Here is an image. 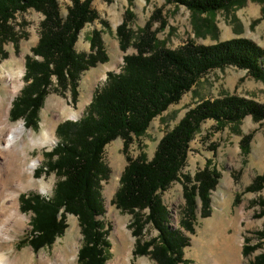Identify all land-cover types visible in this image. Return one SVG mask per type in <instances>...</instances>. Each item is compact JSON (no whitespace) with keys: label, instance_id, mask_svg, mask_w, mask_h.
Returning a JSON list of instances; mask_svg holds the SVG:
<instances>
[{"label":"trees","instance_id":"16d2710c","mask_svg":"<svg viewBox=\"0 0 264 264\" xmlns=\"http://www.w3.org/2000/svg\"><path fill=\"white\" fill-rule=\"evenodd\" d=\"M71 2L66 18L62 17L60 0H0V62L8 57L4 49L12 43L16 50L27 34L19 35L13 22L18 14L29 10L45 18L40 24V39L26 57L25 87L15 99L10 114L13 122L23 120L28 129L39 128V114L51 92L71 94L72 103L79 101L82 75L109 62L103 32L94 30L89 37L91 52L78 53L76 45L88 24L99 20L93 9L94 0ZM148 1V0H147ZM113 3L115 0H106ZM167 5L184 6L192 14L196 36H216L215 18L220 12L233 11L246 5L247 0H165ZM264 3V2H263ZM133 2L124 20L117 27L120 49L134 53L124 57L121 73L111 72L103 88L97 91L92 103L79 121H65L57 128L58 145L45 153L46 163L36 172L55 174L58 178L51 197L22 195L21 211L31 214V235L27 243L35 253L51 248L68 228L67 217H77L83 236L79 251L80 264H106L111 243V226L98 219L106 214L103 182L109 180L111 170L104 160L105 149L113 141H124L123 152L128 165L124 169L113 203L123 213L132 216L130 229L136 238L135 258L149 256L156 264H190L185 250L195 235L198 214L208 218L212 213V193L216 191L222 174L209 160L194 178L182 176L187 166L191 143L209 120L216 123V131L230 129L242 135L243 156L251 153L255 131L243 135L241 125L250 116L255 123L264 122V104L239 95L206 99L186 113L180 123L165 134L152 160L145 153L137 159L129 155L133 144L146 136L151 123L172 105L181 102L200 81L215 70L236 67L264 84V49L252 40L237 38L214 45H198L188 41L178 49H170L158 38L167 27L163 9L155 11L144 28L132 29L136 19ZM264 15V9H263ZM258 22V21H255ZM106 28L108 22L102 21ZM156 24L159 31L154 30ZM176 182L183 186L186 202L180 228L170 227V212L162 194ZM264 191V173L257 175L244 194ZM237 195L236 203L241 202ZM258 206L257 218L264 217V197ZM151 227L157 236L146 240ZM244 239L243 255L251 257L264 250V228ZM247 264H264V251Z\"/></svg>","mask_w":264,"mask_h":264},{"label":"rangeland","instance_id":"374dc122","mask_svg":"<svg viewBox=\"0 0 264 264\" xmlns=\"http://www.w3.org/2000/svg\"><path fill=\"white\" fill-rule=\"evenodd\" d=\"M130 2H133L132 11L136 16L132 25V29L135 31L139 28H144L156 10L163 9V16L167 20V27L159 31L160 25L156 24L154 30L159 31V40L165 41L166 46L170 49H178L188 41H194L198 45L209 46L218 42L229 41L233 38L252 40L264 49V0H247L246 5L241 8L229 13H218L215 18V25L218 29L216 36L218 38H215L213 35L206 36V38L196 36L190 11L184 6L167 5L165 0H115L111 4L106 2V0H94L92 6L98 13L99 20L93 24H88L83 29L76 45V50L78 53H90L91 45L89 37L94 30L102 31L109 62L100 64L82 75L79 84V101L76 105L72 103L70 93L60 95L56 92H51L46 98L43 109L39 114V128L33 130L25 126L27 130H32L36 134H39L44 123L53 130L57 139L55 145H58L57 128L61 123L73 120L66 118V111H82L80 118L74 119L80 120L84 116L86 108L92 103L94 95L106 84L108 74L111 72L116 74L121 73L124 66V57L134 53L133 49H130L127 53L123 52L120 49L119 40L116 35L117 27L122 24L125 13L130 7ZM69 6H71L70 1L60 0L63 18L67 16ZM44 18L41 13L34 10L17 15L16 20L13 22L16 32L19 35L26 33L27 38L20 42L18 50L14 48L12 43L6 44L4 49L8 53V57L0 62V90L4 86L2 75L14 73L15 76L21 68H26V57L32 54V49L39 42L40 24ZM102 21L108 22L110 28L104 27ZM25 74L24 72L22 79L23 87L26 85L24 81ZM226 95H239L255 100L259 104H264V84L249 77L247 71L236 67L211 72L191 92L184 95L180 103L172 105L151 123L146 136L142 139V145L136 142L131 146L129 150L130 157L137 159L142 153H145L147 159L149 161L152 160L162 138L180 123L187 112L203 100L217 99ZM3 106L0 111H3ZM19 122L24 123L23 120L11 121L13 124ZM215 127L216 123L213 120H209L202 125L201 132L191 143L188 163L182 172V176L190 175L194 178L199 171L205 168L207 162L212 160L213 166H216L222 174L216 191L212 193L211 216L203 219L199 212V222L195 235L182 230L191 239L190 247L185 250V258L191 262L190 264H199L200 252L198 253V246L203 236L206 233L207 236L213 233H223L231 242L233 241L234 251L224 258L222 264H247L256 255L264 251L259 250L248 258H245L243 255L245 237L254 238L253 242L255 244L257 240L253 234L264 228V217H256L259 208L254 204L255 201L264 197V191L260 194H244L246 187L251 184L252 180L257 175L264 173V122L255 123L248 116L241 125L243 135L255 131V137L251 143V153L247 157L243 156L240 148L242 135L236 134L230 129L216 131ZM55 145L53 146L54 148L56 147ZM53 147L43 150H29V159L43 157V162L35 171V174L46 163L45 153L52 151ZM123 149L124 141L118 138L106 147L104 155V160L109 166L111 174L109 180L102 183L106 214L98 217V219L104 220L106 224L111 226L108 237L111 248L108 252L109 260L106 264H109L117 257L126 258V262L129 259L130 264H156L149 256L134 257L133 251L135 249L136 238L130 229L132 216L121 212L113 203L114 196L120 186L122 173L128 165L127 156L123 152ZM35 174L34 179L36 181L41 179L47 181L50 191L42 194L37 190H31L22 193L21 196L41 195L43 197H51L58 182L57 176L45 173L39 176ZM237 195L242 196L239 204L236 203ZM162 198L170 212V227L173 230H178L186 204L182 184L178 182L173 184L167 192L162 194ZM19 202L20 212L29 219V222L25 229L12 232L13 237L7 243H4L1 248L8 250L11 246L12 249L7 251V253L12 258L20 257L23 259L27 257L24 253L30 252L32 253L33 264H39L38 258L40 255L47 256L52 264L56 252L63 251L64 248L71 246L76 257L75 264H80L78 257L83 245V236L77 217L69 215L67 217L68 228L65 235L62 238H58L51 248H45L35 253L27 243H21L31 235L32 215L22 213L21 201ZM156 236L157 232L149 227L145 239L150 240Z\"/></svg>","mask_w":264,"mask_h":264},{"label":"bare ground","instance_id":"6f19581e","mask_svg":"<svg viewBox=\"0 0 264 264\" xmlns=\"http://www.w3.org/2000/svg\"><path fill=\"white\" fill-rule=\"evenodd\" d=\"M24 67L17 75L7 73L2 75L4 86L0 90V264H33L32 253L26 252L27 257L12 258L1 247L12 237V232L26 228L29 219L20 212V197L22 193L37 190L42 194L50 191L45 179L36 181L35 171L41 166L43 157L29 159V150H43L53 147L57 143L51 128L42 124V130L36 134L27 130L23 122L11 123L10 113L14 99L19 95L23 83ZM7 103V105L5 104ZM82 111H66L67 119H79ZM207 231V230H205ZM207 234V233H206ZM204 235L199 242V264H222L224 258L234 251L231 242L223 233L210 236ZM198 244V243H197ZM119 253V252H118ZM198 257V258H199ZM39 264H51L47 256L40 255ZM71 246L56 252L52 264H75ZM109 264H130L128 259L117 257Z\"/></svg>","mask_w":264,"mask_h":264},{"label":"water","instance_id":"95a60500","mask_svg":"<svg viewBox=\"0 0 264 264\" xmlns=\"http://www.w3.org/2000/svg\"><path fill=\"white\" fill-rule=\"evenodd\" d=\"M25 73H26V68H25ZM23 88H24V87H23ZM72 121H77V120H74V119H73Z\"/></svg>","mask_w":264,"mask_h":264},{"label":"crops","instance_id":"0c3cea01","mask_svg":"<svg viewBox=\"0 0 264 264\" xmlns=\"http://www.w3.org/2000/svg\"><path fill=\"white\" fill-rule=\"evenodd\" d=\"M233 39H237V38H233Z\"/></svg>","mask_w":264,"mask_h":264}]
</instances>
